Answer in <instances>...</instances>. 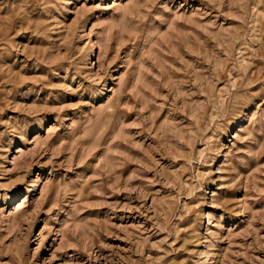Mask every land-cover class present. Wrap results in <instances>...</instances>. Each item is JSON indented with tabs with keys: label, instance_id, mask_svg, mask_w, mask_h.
I'll list each match as a JSON object with an SVG mask.
<instances>
[{
	"label": "rangeland",
	"instance_id": "374dc122",
	"mask_svg": "<svg viewBox=\"0 0 264 264\" xmlns=\"http://www.w3.org/2000/svg\"><path fill=\"white\" fill-rule=\"evenodd\" d=\"M0 264H264V0H0Z\"/></svg>",
	"mask_w": 264,
	"mask_h": 264
}]
</instances>
